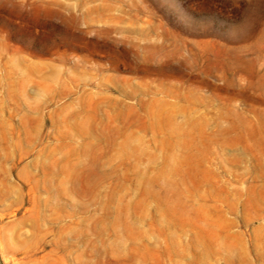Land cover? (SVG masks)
I'll return each mask as SVG.
<instances>
[{
  "label": "rangeland",
  "instance_id": "rangeland-1",
  "mask_svg": "<svg viewBox=\"0 0 264 264\" xmlns=\"http://www.w3.org/2000/svg\"><path fill=\"white\" fill-rule=\"evenodd\" d=\"M264 0H0V264H264Z\"/></svg>",
  "mask_w": 264,
  "mask_h": 264
},
{
  "label": "bare ground",
  "instance_id": "bare-ground-1",
  "mask_svg": "<svg viewBox=\"0 0 264 264\" xmlns=\"http://www.w3.org/2000/svg\"><path fill=\"white\" fill-rule=\"evenodd\" d=\"M261 87L264 89V79H263V83H261Z\"/></svg>",
  "mask_w": 264,
  "mask_h": 264
}]
</instances>
